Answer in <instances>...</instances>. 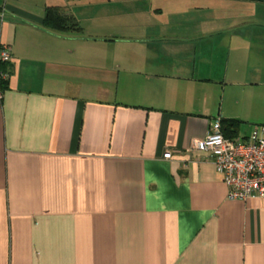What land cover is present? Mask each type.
I'll return each mask as SVG.
<instances>
[{
	"label": "crops",
	"instance_id": "obj_1",
	"mask_svg": "<svg viewBox=\"0 0 264 264\" xmlns=\"http://www.w3.org/2000/svg\"><path fill=\"white\" fill-rule=\"evenodd\" d=\"M34 1L0 0V264H264L191 148L264 125V0Z\"/></svg>",
	"mask_w": 264,
	"mask_h": 264
},
{
	"label": "built area",
	"instance_id": "obj_2",
	"mask_svg": "<svg viewBox=\"0 0 264 264\" xmlns=\"http://www.w3.org/2000/svg\"><path fill=\"white\" fill-rule=\"evenodd\" d=\"M10 57L8 46L0 44V62L7 63ZM7 76L0 72V78ZM191 148L212 161L227 187V199L264 202V125L255 126L246 139H232L224 136L220 120L215 119L203 138L192 140Z\"/></svg>",
	"mask_w": 264,
	"mask_h": 264
},
{
	"label": "trees",
	"instance_id": "obj_3",
	"mask_svg": "<svg viewBox=\"0 0 264 264\" xmlns=\"http://www.w3.org/2000/svg\"><path fill=\"white\" fill-rule=\"evenodd\" d=\"M47 13L48 14L46 16L45 21L49 22V24H52L54 26V28H63L65 30L78 28L77 22H75L72 19L67 20V18H64L61 16V13L58 11V7L49 8ZM0 65H4V63L0 62ZM7 79L8 78H5V79L0 78V90L1 91L3 90V87L6 86ZM227 138H229V137H227Z\"/></svg>",
	"mask_w": 264,
	"mask_h": 264
},
{
	"label": "rangeland",
	"instance_id": "obj_4",
	"mask_svg": "<svg viewBox=\"0 0 264 264\" xmlns=\"http://www.w3.org/2000/svg\"><path fill=\"white\" fill-rule=\"evenodd\" d=\"M8 1H9V0H8ZM38 2H42V1H41V0H40V1H39V0H35V1H34V3H38ZM178 27H179V26H178ZM253 129H254V128H253ZM252 131H253V130H252ZM252 131H251V132H252Z\"/></svg>",
	"mask_w": 264,
	"mask_h": 264
}]
</instances>
